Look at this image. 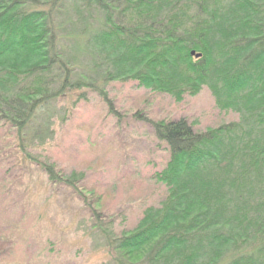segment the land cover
<instances>
[{
	"label": "trees",
	"instance_id": "1",
	"mask_svg": "<svg viewBox=\"0 0 264 264\" xmlns=\"http://www.w3.org/2000/svg\"><path fill=\"white\" fill-rule=\"evenodd\" d=\"M114 81L176 101L206 87L240 116L199 133L137 114L169 148L155 175L168 195L107 237L117 263L264 264V0H0V123L51 183L78 192L83 175L61 178L28 149L54 137L68 97L96 93L118 116Z\"/></svg>",
	"mask_w": 264,
	"mask_h": 264
},
{
	"label": "rangeland",
	"instance_id": "2",
	"mask_svg": "<svg viewBox=\"0 0 264 264\" xmlns=\"http://www.w3.org/2000/svg\"><path fill=\"white\" fill-rule=\"evenodd\" d=\"M106 89L118 116L96 93L76 106L68 97L54 137L28 149L61 178L82 174L78 192L51 183L19 150L14 130L0 123V264H118L107 237L133 231L146 209L168 195L155 175L170 161L169 148L137 114L186 119L199 133L240 119L220 110L206 87L181 101L133 81Z\"/></svg>",
	"mask_w": 264,
	"mask_h": 264
},
{
	"label": "water",
	"instance_id": "3",
	"mask_svg": "<svg viewBox=\"0 0 264 264\" xmlns=\"http://www.w3.org/2000/svg\"><path fill=\"white\" fill-rule=\"evenodd\" d=\"M192 55H195V52H193ZM198 56H199V55H198Z\"/></svg>",
	"mask_w": 264,
	"mask_h": 264
}]
</instances>
